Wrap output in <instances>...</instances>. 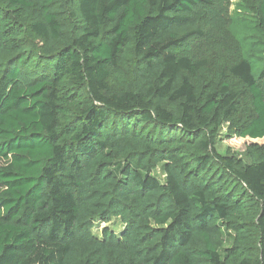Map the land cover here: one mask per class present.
<instances>
[{"label":"trees","instance_id":"obj_1","mask_svg":"<svg viewBox=\"0 0 264 264\" xmlns=\"http://www.w3.org/2000/svg\"><path fill=\"white\" fill-rule=\"evenodd\" d=\"M224 1L0 0V264H264V144L216 150L264 139V0Z\"/></svg>","mask_w":264,"mask_h":264},{"label":"rangeland","instance_id":"obj_2","mask_svg":"<svg viewBox=\"0 0 264 264\" xmlns=\"http://www.w3.org/2000/svg\"><path fill=\"white\" fill-rule=\"evenodd\" d=\"M234 2L235 0H225L222 4L223 8L227 10L228 12H231L234 8ZM233 46L229 45L227 46L228 51H225V54L222 53V58L225 59L227 55L230 54V50ZM198 55H201V47H197L194 50ZM205 54L208 55L209 52L205 51ZM253 143L262 145L264 144V139H256L251 140L249 138L240 139L235 136L230 137L226 131V128H224L219 136V140L216 144V150L219 154H243L246 149ZM110 227V226H108ZM111 228V227H110ZM115 231L118 229V227L113 228Z\"/></svg>","mask_w":264,"mask_h":264}]
</instances>
